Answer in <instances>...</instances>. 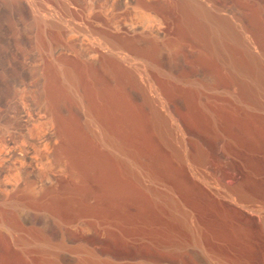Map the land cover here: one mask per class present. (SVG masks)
Segmentation results:
<instances>
[{
  "label": "bare ground",
  "instance_id": "1",
  "mask_svg": "<svg viewBox=\"0 0 264 264\" xmlns=\"http://www.w3.org/2000/svg\"><path fill=\"white\" fill-rule=\"evenodd\" d=\"M47 1L0 0V264H264V11Z\"/></svg>",
  "mask_w": 264,
  "mask_h": 264
},
{
  "label": "rangeland",
  "instance_id": "2",
  "mask_svg": "<svg viewBox=\"0 0 264 264\" xmlns=\"http://www.w3.org/2000/svg\"><path fill=\"white\" fill-rule=\"evenodd\" d=\"M39 3H44L43 4H48L49 1L47 0H37ZM211 2H215L217 0H210ZM234 0H229L228 3L232 6V4H235L233 2ZM242 2H245V5L247 6V11L251 13L252 11H258V10H263L264 11V3L257 1V0H242ZM49 5V4H48Z\"/></svg>",
  "mask_w": 264,
  "mask_h": 264
}]
</instances>
